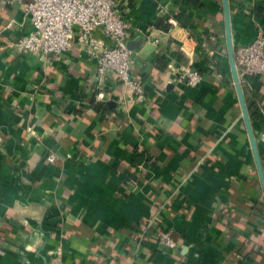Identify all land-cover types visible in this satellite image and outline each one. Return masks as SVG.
Wrapping results in <instances>:
<instances>
[{
	"label": "crops",
	"instance_id": "1",
	"mask_svg": "<svg viewBox=\"0 0 264 264\" xmlns=\"http://www.w3.org/2000/svg\"><path fill=\"white\" fill-rule=\"evenodd\" d=\"M116 5L141 40L133 68L143 98L115 81L99 99L96 59L79 45L19 53L11 43L28 29L21 5L0 9V264H263L264 243L251 251V235L264 238V217L241 194L244 172L259 179L222 0ZM230 8L235 47L251 43L264 28V0ZM187 68L201 73L198 85L181 78ZM256 81L263 115L264 76ZM254 132L264 147V117ZM226 207L247 229L224 231ZM154 214L174 231L175 249L142 238Z\"/></svg>",
	"mask_w": 264,
	"mask_h": 264
},
{
	"label": "built area",
	"instance_id": "2",
	"mask_svg": "<svg viewBox=\"0 0 264 264\" xmlns=\"http://www.w3.org/2000/svg\"><path fill=\"white\" fill-rule=\"evenodd\" d=\"M21 5L28 29L14 45L21 54L59 55L72 45L81 46L96 59L99 99H104L108 83L119 81L137 97H144L143 81L134 74L133 30L129 19L117 8L116 0H0V9ZM211 52V51H210ZM213 53V52H211ZM235 61L242 85L253 89V79L264 76V28L254 41L235 47ZM188 84L201 81L198 70L187 68L180 75ZM264 115V111H263ZM47 160L55 162L50 153ZM143 239L173 250L178 243L174 231L165 228L159 215H152L141 227Z\"/></svg>",
	"mask_w": 264,
	"mask_h": 264
},
{
	"label": "trees",
	"instance_id": "3",
	"mask_svg": "<svg viewBox=\"0 0 264 264\" xmlns=\"http://www.w3.org/2000/svg\"><path fill=\"white\" fill-rule=\"evenodd\" d=\"M184 1H190L195 2V0H184ZM263 7L259 8V11H262ZM171 24L165 23L164 28L170 29ZM156 60L158 61V65L161 69H164L166 66V62L163 61V59L159 56L156 57ZM254 81V87L251 91H247L246 93V101L248 105V109L250 112L251 120L253 123L254 128L256 127V120L259 118H263L264 116L259 111V88L260 83L256 81V79H253ZM97 109H104L106 106L102 103H97L96 105ZM260 155L262 158V162L264 165V147L259 145ZM252 175H255L259 179L257 168L254 167ZM251 175V176H252ZM244 183H243V190L241 191L242 196L244 199L248 200L251 205V213H254L255 215L261 217H264V195H263V188L260 182V179L258 183L252 182V177H250L247 173H243ZM263 200H262V199ZM218 219L224 224V231L228 234H230L231 230H236V228L233 226V224L236 225H242L243 228L247 229L248 220L243 216V214L240 211L235 210L233 207H226L219 215ZM251 239L254 241L253 249L251 251H255L256 247L258 245H262L264 243V238L261 237V239H258L257 237L251 235ZM262 263L264 264V259H262Z\"/></svg>",
	"mask_w": 264,
	"mask_h": 264
},
{
	"label": "water",
	"instance_id": "4",
	"mask_svg": "<svg viewBox=\"0 0 264 264\" xmlns=\"http://www.w3.org/2000/svg\"><path fill=\"white\" fill-rule=\"evenodd\" d=\"M223 4V11H224V24H225V33H226V46L228 51V57L230 62V68H231V74L234 81V85L237 91L240 107L242 110V116L246 125L247 133L249 136L250 145L252 148V152L254 155V160L256 164V168L258 171L259 179L263 188L264 193V165L262 162V158L260 155L258 143L256 140L250 112L248 109L245 91L243 88V85L241 83L239 73L236 66L235 61V44L233 39V33H232V22H231V8H230V0H222ZM141 40L140 41H130L129 47L131 49H137L140 47ZM149 49H152L150 46H148L146 49H142L141 55H145V53L148 52Z\"/></svg>",
	"mask_w": 264,
	"mask_h": 264
}]
</instances>
